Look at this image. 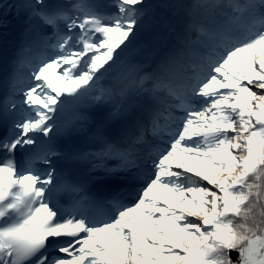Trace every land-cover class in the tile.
<instances>
[{"label": "snow or ice", "instance_id": "6c2138e0", "mask_svg": "<svg viewBox=\"0 0 264 264\" xmlns=\"http://www.w3.org/2000/svg\"><path fill=\"white\" fill-rule=\"evenodd\" d=\"M12 7L51 31L21 43L6 80L0 264H264V0ZM157 7L187 18L178 46L157 73L132 65L117 75L120 87L101 86ZM140 95L151 103L126 147L100 136L98 152L66 154L126 172L140 185L131 203L97 200L57 173L48 141L67 103H111L114 118ZM113 155L117 169L103 164ZM61 192L72 194L66 206Z\"/></svg>", "mask_w": 264, "mask_h": 264}, {"label": "bare ground", "instance_id": "6f19581e", "mask_svg": "<svg viewBox=\"0 0 264 264\" xmlns=\"http://www.w3.org/2000/svg\"><path fill=\"white\" fill-rule=\"evenodd\" d=\"M21 1L23 3L26 2V0ZM154 1L156 0H146V3L150 4ZM187 1L163 0L160 5ZM108 2L109 0H104L102 4ZM146 19V26L139 29L138 35L128 46H133V51L127 57L122 58L119 56L118 64L121 61L123 64L119 68L114 67V70L105 76L101 81L103 86L118 88L120 81L116 77L121 72V67L126 66L129 61H135L140 65L142 73L139 76L153 73V71L157 72L158 65L164 54L177 47V41L179 42L185 35L184 30L187 18L183 13H176L171 9L157 7L151 17ZM147 85L151 86V83L149 82Z\"/></svg>", "mask_w": 264, "mask_h": 264}, {"label": "rangeland", "instance_id": "374dc122", "mask_svg": "<svg viewBox=\"0 0 264 264\" xmlns=\"http://www.w3.org/2000/svg\"><path fill=\"white\" fill-rule=\"evenodd\" d=\"M162 1H163V0H160V3H158L157 1H154V2H151L150 4H154V5H155V4H159V5H160V4L162 3ZM145 2H146V0H145ZM146 24H147V19L145 20V22H144L143 26H142V27H140V28H143V27H145V26H146ZM140 28H139V29H140ZM139 29H138L137 35H138V33H139ZM137 35H136V36H137ZM192 35H193V34H192ZM193 38H194V35H193L192 39H193ZM40 166H42V165H40ZM42 167H44V166H42Z\"/></svg>", "mask_w": 264, "mask_h": 264}, {"label": "water", "instance_id": "95a60500", "mask_svg": "<svg viewBox=\"0 0 264 264\" xmlns=\"http://www.w3.org/2000/svg\"><path fill=\"white\" fill-rule=\"evenodd\" d=\"M158 3H160V0H156ZM155 5H159V4H155ZM232 256H233V258H235L236 257V253L235 252H233L232 253Z\"/></svg>", "mask_w": 264, "mask_h": 264}]
</instances>
